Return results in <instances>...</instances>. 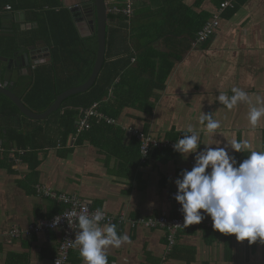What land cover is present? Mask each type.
Masks as SVG:
<instances>
[{
	"label": "crops",
	"instance_id": "1",
	"mask_svg": "<svg viewBox=\"0 0 264 264\" xmlns=\"http://www.w3.org/2000/svg\"><path fill=\"white\" fill-rule=\"evenodd\" d=\"M220 1L124 2L132 4L133 13L125 22V31L112 36L107 58L124 66L116 81L125 85L118 90L123 98L116 97L113 88L106 99L114 103L127 101L117 126L98 123L88 132L66 137L68 107L37 120L17 113L12 103L3 98L6 95L0 93V264L53 262L61 230L32 238L9 235L15 228L24 229L39 219L51 218L64 207L38 193L37 185L75 195L91 208L111 216L177 215L175 179L183 169L190 168L193 158L185 160L178 152L156 150L141 162L139 142L124 127L177 141L191 126L199 133L201 142L225 146L232 140H246L251 150L264 151V118L253 127L247 119L248 103L228 110L218 100L220 93L231 96V89L238 87L248 93L252 105L259 107L262 105L258 100L264 102V0H239L238 7L221 15L216 33L204 44H198L196 24L201 17L213 16ZM114 2L107 0L110 8ZM83 3L85 0H71L65 6ZM8 6L12 7L5 5L0 12L9 10ZM17 12L21 11L13 9V14ZM134 20L136 30L131 31ZM1 21L6 24L8 19L0 15ZM10 21V25L18 23L12 16ZM118 24L109 22L108 27ZM77 25L82 34L92 32L85 22ZM36 26L33 24L32 28ZM130 33L136 44L154 49V53L150 49L149 56H143L147 51L144 49L139 67ZM123 34L125 39L121 38ZM15 36L0 35V46L16 50L29 45L35 49L32 73L20 76L22 84L13 88L24 100L22 85L34 83L37 67L48 64L52 54L43 40L38 41L36 48L22 45ZM172 64L175 66L171 69ZM166 71L170 73L161 88ZM138 75L143 76L141 95L128 98L126 86L135 84ZM30 105L37 106L33 102ZM150 106L152 110L146 111ZM204 113H211L220 121L215 135L204 131L206 121L200 123ZM229 152L240 162L250 154L233 153L230 147ZM115 225L118 234H127L129 240L106 250L108 264H264V242L259 240L249 244L247 240L238 241L235 234L218 230L205 233L204 227L185 228L180 231L171 255L166 256L164 230ZM69 264H84L77 247L70 253Z\"/></svg>",
	"mask_w": 264,
	"mask_h": 264
},
{
	"label": "clouds",
	"instance_id": "2",
	"mask_svg": "<svg viewBox=\"0 0 264 264\" xmlns=\"http://www.w3.org/2000/svg\"><path fill=\"white\" fill-rule=\"evenodd\" d=\"M232 95L220 93L218 100L228 110L240 103L250 105L247 114L249 123L256 127L264 118V102L262 106L251 104L250 97L241 88L233 87ZM206 134L215 135L221 127L219 120L211 113H204L200 123L205 124ZM184 135L173 145L174 150L187 160H194L191 170L183 169L175 179L177 192L174 199L181 205L184 226L200 223L206 216L212 219L215 230L225 234H235L238 241L247 240L249 244L257 240L264 242V151L251 150L248 141L232 140L230 144L220 146L201 142L199 133L189 126ZM203 145V147H201ZM215 145V146H213ZM233 153L250 152L242 162ZM203 210V212L201 211ZM69 214L72 213L71 210ZM73 228V222L69 220ZM104 212L97 209L94 215H88L85 204L76 217L74 247L84 264H108L107 249L120 247L128 242L127 234H118L116 225L102 224ZM60 217L53 221L59 223Z\"/></svg>",
	"mask_w": 264,
	"mask_h": 264
},
{
	"label": "trees",
	"instance_id": "3",
	"mask_svg": "<svg viewBox=\"0 0 264 264\" xmlns=\"http://www.w3.org/2000/svg\"><path fill=\"white\" fill-rule=\"evenodd\" d=\"M91 1L92 0H85V2H91ZM114 1L116 2H114L111 5V8L109 7L110 11L108 13V20L110 23L119 22V24L118 27H111V26L108 27L109 29L107 30V46L109 48L106 52L107 53L106 60L104 62V65L96 82L87 91L76 93L69 96L63 101L61 105V107L63 106L68 107L65 111V117L67 118L66 127H65L66 137H68L71 134H74L75 136L77 135L78 127L77 124L75 123H78V120L82 116L84 109L91 107L95 103H98V108L100 111H102L105 115L112 117L118 121L119 113L123 108V105L127 103L126 99L124 101H118L117 103L111 102L110 100L106 101L107 97L109 96L110 90L113 88L116 97L123 98L118 92V90L125 88L124 84H120V82L116 83L118 77L121 74V70L124 68V66L120 65L116 61L107 60V58H110V46L112 42V36L115 34L119 36L122 33V31H125V22L130 20L129 17L123 12V9L127 5V3H124L126 0H114ZM224 1L225 0H221L218 3L219 7L221 3ZM240 2L241 1L238 0L235 3H232V6L227 8L226 10L234 9L238 7L240 5ZM8 4H10L15 11H26L28 19L34 22L35 25H37L31 30H28L23 33V39H21L23 40V43L35 45L37 41L43 40L48 44L51 50L52 60L48 64H43L37 67L34 83L31 84V86L29 85V83L22 85V89L24 88L25 91V97L23 100L25 101V104L31 110L33 111L37 110L38 113H43L54 103V101L57 99L59 94L63 93L64 91L72 87L82 85L89 79V77L92 74L94 64L96 61V53L98 50V37L96 31L90 32L88 35L82 34L81 30L79 29L72 15L70 7L68 8L67 6H65L62 0H0V9ZM108 6H110V4H108ZM219 7L217 8L214 15L217 13ZM214 15L211 17H207V16L201 17L198 23L196 24L198 44H204L207 41L206 40L205 42L199 43L198 33L206 23H208L214 18ZM95 28H96V24H95ZM130 29L131 31L136 30L135 20L132 22V27H130ZM125 37H126L125 34L121 36V38L123 39H125ZM128 37L130 38V42L132 41L133 46L137 50L138 57L136 58V61L138 60L137 65L139 67L140 61H142L141 56L144 49L147 51L143 53V56H149L150 54L149 51L152 48H150V46L147 44H136L135 36L132 33H130ZM152 50L154 53V49ZM174 66L172 64L170 68L172 69V67ZM152 67H154V65ZM170 71L165 72L167 75L166 77L163 78L164 80L162 82L161 88L164 87L165 79L167 78V76H169ZM138 76L139 78L136 80L135 84H129L128 86H126L128 88V90L126 91V95H128V98L129 96L136 98L141 95L139 93V90L142 89L141 80H143L142 79L143 76L140 75ZM3 98H5L6 100L12 103L14 110L17 113H21L18 106L10 98H8L7 96H4ZM32 102L37 104V106L30 105V103ZM145 110L150 112L152 110V107L150 106L148 108H145ZM57 112H59V110L54 112L52 115L56 114ZM91 123H92L91 127L85 131H82L81 133L90 131L98 123L105 124L103 126L107 125L109 127L119 125L118 124L119 122L115 124H108L104 120L101 122H97L95 119H92ZM142 132L146 135L152 136L153 138H157L161 140L160 143L156 145V147L153 150H151L146 160H148L149 156L156 150L157 151L168 150L177 153V151H175L174 148L168 144V142L176 143L177 141L164 137L162 138L159 136H154L148 132L147 133L144 131ZM133 137H135L139 142V153H140L141 140L137 135ZM189 170L191 169L189 168ZM176 203L178 202L176 201ZM65 207L66 206L64 205V207H62V209L59 212L63 211ZM176 211H177V204H176ZM140 217H144V216H137V217L129 216V218L133 220H136ZM151 217H157V216H151ZM167 217L171 218L173 216H167ZM208 218L209 217H205V219ZM114 224L127 226L126 223L115 222ZM139 227H143V226L138 224L131 226V228H139ZM194 227L197 228L204 227L205 233H208L210 231L212 232L213 230H215L213 227H207L205 223L201 222V224L197 226H190V225L187 227L184 226L182 229H180V231L185 228L191 229ZM147 229H162L166 233V228L154 227ZM180 231L177 234V238ZM61 236H62V232H61ZM166 250H167V235H166ZM172 251L173 250H171L169 254H166V256L171 255Z\"/></svg>",
	"mask_w": 264,
	"mask_h": 264
},
{
	"label": "built area",
	"instance_id": "4",
	"mask_svg": "<svg viewBox=\"0 0 264 264\" xmlns=\"http://www.w3.org/2000/svg\"><path fill=\"white\" fill-rule=\"evenodd\" d=\"M232 3L233 2L230 0H225L224 2L221 3L217 13L214 15V18L208 23H206L199 31L198 33L199 43L205 42L210 36L215 34L217 28L220 25L221 14L227 8L231 7ZM10 8L11 7L8 6V9ZM123 12L128 17L132 15L133 8L130 2L123 9ZM92 119H95L97 122H101L104 120L108 124L118 123L117 120L105 115L102 111H100L98 108V103H95L91 107L83 110V114L77 123V127H78L77 135L82 131H85L91 127ZM124 129L126 130V133L128 135L131 136L137 135L140 138L141 162H145L151 150H153L156 147V145L160 143L161 140L157 138H153L150 135H146L135 127H124ZM168 144L171 147H173L175 143L168 142ZM193 164H194V160L191 161L190 169L193 167ZM36 189L38 193L42 192L43 194H45V196L61 202L66 206V208L63 211L55 214L51 218H43L37 220L35 223L31 224L27 228L24 229L15 228L9 233V235L11 238L24 237V236L32 237V236L44 234L47 231L61 230L62 236L57 249V254L53 260V264H69L70 253L74 249V239L77 231V229H74L76 227L75 224L76 217L80 214L82 207L87 203L75 195L57 193L53 191L51 188H47L42 185H37ZM87 206H88V215L89 216L94 215L97 209L91 208L88 204ZM70 210L72 213H75L76 215L69 214ZM65 214H69V220L73 222V228L69 225L68 218L64 216ZM104 216L105 219L101 221L102 224H107V223L114 224L115 222H117V223H126L130 227L138 224L146 228H154V227L166 228V235H167L166 254H169L171 250H173L177 242V234L180 231V229L184 227L183 225L184 216L181 211V205L179 203H177V215L171 218L161 215L157 217H140L136 220H133L130 219L125 214H121L118 216H111L108 215L106 212H104ZM59 217H60L59 223L53 225V221ZM201 222L205 223L207 227H213L212 226L213 222L211 217H209L208 219H203ZM201 222L194 223L190 226H197L201 224Z\"/></svg>",
	"mask_w": 264,
	"mask_h": 264
},
{
	"label": "water",
	"instance_id": "5",
	"mask_svg": "<svg viewBox=\"0 0 264 264\" xmlns=\"http://www.w3.org/2000/svg\"><path fill=\"white\" fill-rule=\"evenodd\" d=\"M70 10L77 24L85 22L88 25L90 24L92 32L96 31L98 37L96 61L89 79L84 84L72 87L59 94L54 103L45 112L36 113L31 110L25 104L23 99L13 91L15 85L22 84L20 83V76L32 73V61L36 59H33L35 49H31L32 46L29 45L16 50L15 48L0 46V82H2L0 93L10 98L18 106L20 111L30 118L37 120L45 119L53 112L59 110L66 98L73 94L87 91L91 88L96 82L106 60L107 29L109 23L108 13L110 11L107 0H92L91 2H85L82 5L71 6ZM19 14L25 16L24 11L12 15V19L18 23L23 21V19L21 20L18 18ZM2 21L0 22V35L15 36L16 34L13 31V24L6 26ZM88 34L89 32L83 33V35ZM17 41H19V39H17ZM37 43L38 41L34 45L36 48L39 45ZM21 44L25 45L26 43H23L22 40ZM46 233L49 234V231Z\"/></svg>",
	"mask_w": 264,
	"mask_h": 264
},
{
	"label": "flooded vegetation",
	"instance_id": "6",
	"mask_svg": "<svg viewBox=\"0 0 264 264\" xmlns=\"http://www.w3.org/2000/svg\"><path fill=\"white\" fill-rule=\"evenodd\" d=\"M12 14H13V8L12 7L9 10H3L0 12L1 18H5V20L8 19L7 23L5 24L6 26L11 24L10 18L12 16ZM18 18L23 19V21L20 23H13V31L16 34L15 37H17L18 39L21 40V39H23V33L28 31V30H31L33 27V24H35V23L28 19L26 12H25V16H23L22 14H19ZM89 27H90V24H89Z\"/></svg>",
	"mask_w": 264,
	"mask_h": 264
},
{
	"label": "rangeland",
	"instance_id": "7",
	"mask_svg": "<svg viewBox=\"0 0 264 264\" xmlns=\"http://www.w3.org/2000/svg\"><path fill=\"white\" fill-rule=\"evenodd\" d=\"M67 1H71V0H62L63 4L66 5ZM2 86V82H0V87ZM126 216H128L127 214H125Z\"/></svg>",
	"mask_w": 264,
	"mask_h": 264
}]
</instances>
